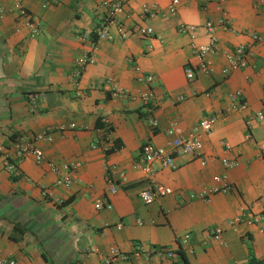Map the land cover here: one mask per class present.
I'll list each match as a JSON object with an SVG mask.
<instances>
[{"label": "crops", "instance_id": "1", "mask_svg": "<svg viewBox=\"0 0 264 264\" xmlns=\"http://www.w3.org/2000/svg\"><path fill=\"white\" fill-rule=\"evenodd\" d=\"M170 2L129 0L118 22L132 34L120 37L113 25L115 38L97 41L95 61L77 76V59L92 48L87 33L101 21L98 0H22L29 16L21 15L13 0H0L7 11L0 17V257L17 264H108L115 247L125 258L110 264H186L181 255L138 253L142 244L149 250L182 249L189 264L264 260V120L250 129L246 124L247 115L264 105V0H227L225 11L214 1L205 6L201 0H181L176 16L166 14ZM144 4H156L162 12L145 17ZM224 12L230 23L217 27L220 51L212 56L213 74L188 79L185 66L197 61L191 38L178 32V24L200 26L197 41L206 43L201 26ZM34 17L37 33L31 27ZM145 26L154 34H142L139 28ZM250 32L259 33L263 43L254 44ZM241 44L253 47L250 64L224 76L226 51ZM142 74L155 76L150 107L158 127L151 126L148 105L139 98L113 93L118 85L137 94ZM237 89L247 107L227 112L229 93ZM213 115L218 122L204 135L202 153L178 156L177 168L154 163L153 175L135 167L143 144L170 146L167 129L175 121L188 132ZM45 130L53 141L37 145L47 160L80 163L71 186L54 185L57 174L46 162L15 157L18 137ZM234 156L239 164L227 169L222 159ZM224 174L231 191L210 192L216 176ZM108 176L117 193L109 194ZM158 185L172 192L144 202L141 193ZM47 189L52 195L43 194ZM203 191H208L205 198L197 196ZM107 197L112 208H97ZM251 214L263 219L249 223ZM15 225L25 230L17 240ZM215 227L224 229L226 244L212 236ZM185 234H190L186 243Z\"/></svg>", "mask_w": 264, "mask_h": 264}, {"label": "built area", "instance_id": "2", "mask_svg": "<svg viewBox=\"0 0 264 264\" xmlns=\"http://www.w3.org/2000/svg\"><path fill=\"white\" fill-rule=\"evenodd\" d=\"M14 3L19 8L18 11L21 15L29 16V11L24 7L22 0H13ZM57 1V0H54ZM100 6L102 7V15L100 23L95 27V29L87 33V37L92 42V48L89 51L83 53L81 57L77 59V69L76 75L80 76L84 68L89 64L95 61V50L97 41L101 39L113 40L115 35L112 31L113 25H117V31L120 37L126 38L132 34V32L126 28L124 25L118 22V17L120 14L124 13L126 3L129 0H98ZM216 2L217 8L221 11H225V4L227 0H201L203 5H208L210 2ZM181 0H171L166 14L170 16H176L178 14L179 6ZM162 11L158 8L156 4L149 5L144 4L142 7V14L145 17L155 16ZM7 14V11L4 7L0 6V17H4ZM226 14V12H224ZM31 23L32 31L34 33L39 32V24L37 17L32 18ZM230 20L226 15L220 17L217 21L207 20L201 27L204 29L205 33L208 36V41L206 43H200L197 41L199 27L197 24L180 22L178 24V32L183 35H188L191 38L190 46L193 51V54L196 57V63H189L185 66V74L188 79H194L199 74L210 75L214 72V66L212 61V56L220 51L219 39L217 36V27L224 26L225 28L229 27ZM139 31L144 35L154 34L155 30L151 26L140 27ZM93 34L97 35V38H93ZM250 36L253 39L254 44L257 46L263 43V37L256 32H250ZM254 50L252 46L241 44L236 45L235 47L226 51V65L223 67L224 76L230 75L233 71L247 67L250 64V59L254 56ZM138 82L143 86L137 94L131 93L129 89H124L118 85H113L114 95H128L132 96L133 99L139 98L140 101L148 105L149 113V122L151 126L158 127L159 121L153 115V107H150V103L154 98V86L155 76L153 74H142L137 77ZM112 80H109L110 83ZM244 93L242 89H237L229 93V99L231 104L227 106L224 110L229 112L233 108L245 109L247 103L243 98ZM179 100H183L184 97L180 96ZM31 100L33 103L37 101L36 96H32ZM34 110V109H33ZM223 112V111H222ZM264 120V105L260 110H257L253 113H250L246 117V124L250 129L255 121ZM218 122V116L213 115L210 117H205L202 119L196 126L190 129L188 132H184L183 129L175 121L173 125L167 129L169 135H171L172 141L169 147L157 146L150 142L143 144L141 149V157L135 167L146 171L147 173L153 175L155 169L153 167L154 163H160L162 167L177 168L178 163L176 158L180 155H190L195 156L202 153L204 148L203 137L205 134L210 133ZM71 127H76L75 123L71 124ZM64 130V128H61ZM251 137V132L248 131L246 138ZM54 137L51 134L50 130H45L39 132L35 135H22L15 140L14 144V154L16 158H25L32 156L38 163L46 162L50 169L57 174L54 185L56 186H71L74 182V171L80 166V163H69L65 162L62 164L55 163L53 161L47 160L43 150L37 145L38 140L53 141ZM228 149L233 146L230 143H225ZM261 155H264V147H261ZM207 160L203 159V164ZM223 165L227 168H233L239 164L237 156L232 158L224 157L222 159ZM11 169L14 167V164L9 162ZM110 169V168H109ZM108 171V169H107ZM120 178L126 180V174L124 172L120 173ZM108 192L109 194L117 193L119 190L118 185L115 181L108 176ZM232 189V184L229 181L227 175L216 176L215 185L210 189V192H229ZM172 189L164 185H158L156 187H151L144 190L141 193V198L144 202L150 203L157 199L158 197L164 196L168 193H171ZM208 191H203L201 194L197 195L199 197L205 198ZM45 196L52 195V193L47 189L43 193ZM195 197L196 195H191ZM97 208H112L111 201L107 198L100 200L96 203ZM263 216L261 214H251L248 216V222H261ZM242 217L230 221L232 225H235L238 221H241ZM118 228L123 227L122 221L118 223ZM212 236L219 240L221 243L226 244L224 238V229L222 227H215L211 230ZM190 234H185L183 237V242L186 243L189 240ZM136 251L138 253H146L148 256L156 254L159 256H168L176 257L179 256L178 251H173L165 247H158L154 249H146L142 244L136 246ZM125 258V255L117 248L113 247L110 250L109 257H107L106 262L108 264L117 260L118 258ZM0 264H17L16 259L10 256L0 257Z\"/></svg>", "mask_w": 264, "mask_h": 264}, {"label": "trees", "instance_id": "3", "mask_svg": "<svg viewBox=\"0 0 264 264\" xmlns=\"http://www.w3.org/2000/svg\"><path fill=\"white\" fill-rule=\"evenodd\" d=\"M93 38L96 39L97 38V35L96 34H93ZM100 120H101V118L98 120V125H102V123L100 122ZM111 150L112 149H109L108 152H110ZM15 230L20 233V236H14L13 237L15 240H17V239L21 238V235H22V233L25 232V230L20 225H15ZM178 253H179V255L183 256L184 261L186 262V264H189V261L186 258V254L184 253V251L182 249H179L178 250ZM253 260L256 261L257 264H264V260H255V259H253Z\"/></svg>", "mask_w": 264, "mask_h": 264}]
</instances>
